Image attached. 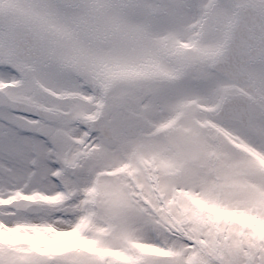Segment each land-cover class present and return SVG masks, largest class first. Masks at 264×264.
Instances as JSON below:
<instances>
[{"label": "snow or ice", "instance_id": "6c2138e0", "mask_svg": "<svg viewBox=\"0 0 264 264\" xmlns=\"http://www.w3.org/2000/svg\"><path fill=\"white\" fill-rule=\"evenodd\" d=\"M0 264H264V0H0Z\"/></svg>", "mask_w": 264, "mask_h": 264}]
</instances>
